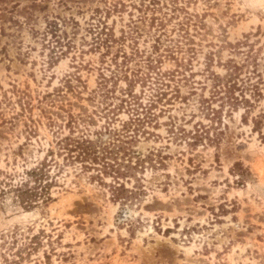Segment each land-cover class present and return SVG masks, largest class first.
<instances>
[{"label":"rangeland","instance_id":"obj_1","mask_svg":"<svg viewBox=\"0 0 264 264\" xmlns=\"http://www.w3.org/2000/svg\"><path fill=\"white\" fill-rule=\"evenodd\" d=\"M157 78V117L104 137L126 176L55 153L52 200L0 192V264H264V0H0V190Z\"/></svg>","mask_w":264,"mask_h":264},{"label":"trees","instance_id":"obj_2","mask_svg":"<svg viewBox=\"0 0 264 264\" xmlns=\"http://www.w3.org/2000/svg\"><path fill=\"white\" fill-rule=\"evenodd\" d=\"M169 75L172 74L170 73ZM147 78L149 80L150 76L145 77V80ZM157 79L158 86L155 85L152 88L153 92L150 94L147 104L139 101L136 94H131L129 100L125 98L121 99V103L125 99L126 104L133 105L129 109L132 110L131 117H129V120L122 122L121 129H112L109 125L103 126V129L100 127L92 133L93 137L85 132L76 134L75 127L70 122H67L68 133L62 134L58 131L53 133V144L47 148L45 156L35 166L25 170V178L16 184H9V188L6 191L1 188L0 192L4 194L13 192L21 206L25 209H31L39 203H46L52 200L51 188L57 184L56 175L62 168L57 158L53 156L55 153L58 156H62V160L67 163L79 162L82 170H91V178H97L100 181H102L103 177L109 175L116 179L126 176L129 170L133 169L137 164V161L134 164L132 163L135 151L129 150L127 153L124 151L121 154L115 153L114 148L109 147L110 143L106 144L104 137L106 133L116 132V130L117 132L121 131V134H127L131 127L133 129L132 132L138 133V127H144L157 117V114L152 112V108L156 107L155 105H157L158 101L167 94L166 87L169 85L161 81L160 78ZM226 85L227 87L224 89L225 94L227 92L232 94L235 89L240 90L242 93L243 88H245L243 85H237L235 81ZM162 86L166 87L162 88ZM230 97L233 100H237L233 96ZM241 97L246 103L249 102L244 96ZM29 131L33 133L31 129ZM117 149L120 150V148ZM136 158L139 157L136 156ZM120 186H122L121 183H119ZM5 260L7 261V258ZM9 262L13 264L17 263L15 260Z\"/></svg>","mask_w":264,"mask_h":264}]
</instances>
